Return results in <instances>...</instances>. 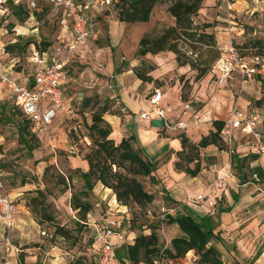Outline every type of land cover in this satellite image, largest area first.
I'll list each match as a JSON object with an SVG mask.
<instances>
[{
  "label": "rangeland",
  "instance_id": "obj_1",
  "mask_svg": "<svg viewBox=\"0 0 264 264\" xmlns=\"http://www.w3.org/2000/svg\"><path fill=\"white\" fill-rule=\"evenodd\" d=\"M259 2L260 0H203L201 7L192 18L194 24H199L200 27L210 24L205 31L214 35L216 46H221L224 45L225 40L222 27L228 25L224 18L229 16L232 22L234 20L246 29V39L238 40L244 46L248 45L250 39H257L253 35V29L262 14L257 10L252 13V7ZM45 6L47 5L41 6L42 11L33 13V20L28 18L29 13L23 14L22 16L26 17L21 20L9 9L2 15L3 17H0V25L7 24V32L4 35L7 45L13 46V43H9L11 39H16L15 42L21 44L25 40H40L39 50L45 48L51 52V56L66 58L69 77L62 84V91L71 104L74 115L57 118L46 135L36 136L29 132L27 134L29 143L35 146L31 149L19 137L18 123L23 117L14 111L15 106L11 98L4 89L0 88V183L2 185L0 194H9L19 208L18 226L12 233V242L20 249L30 248L29 255L34 256L35 263L39 264H66L79 256L90 261L93 260V255L91 256L95 234L93 224L98 223L102 217L112 214L119 218L126 242L131 233L134 236L141 232L148 233L154 224L157 225L154 229L159 236L160 246H169L171 238L181 235V232L176 224L168 223L167 215L175 214L182 209L170 202L165 197L166 194L161 192V186L158 185L160 179L157 186H154L149 183L148 178H141L144 187L154 193V200L143 209L130 205L125 207L126 211L108 210L106 203L96 206L93 191L89 192L86 199L81 196L82 200H88L91 204V209L83 220L78 211L70 205V198L72 193L77 194L83 189L84 182L79 171H76L77 167L70 161L71 152L61 144H72L76 148L75 152L84 155L89 140L83 136L86 133L83 122L90 123L92 110L104 106L107 107L104 114L119 113L117 99L112 95L116 94L118 98V88L129 89L137 81L139 86L134 96L143 99L155 87L159 88L164 94V100L168 102L170 111L167 115L173 120H181L186 124L185 131L169 132L162 128L164 133L178 135L184 132L190 141L196 139L194 136L212 130L213 128H209L210 122L212 125L213 120L225 118L232 106L252 105L251 90L238 79L220 87L210 71L202 78L196 79L197 71L191 69L189 65H179L175 54L168 50L155 54L147 53L143 56L136 55L138 42L142 36L157 34L165 26L174 24V18L167 11V2H157L148 21L145 22L118 20L119 7L111 8L105 13L103 20L99 22L98 37L93 41L94 46L102 51L103 67L97 65L89 52L82 59L83 64L81 59L69 53L66 46L70 38L69 28L63 27L60 23L61 15L55 8ZM29 23L36 25L37 30L31 32ZM14 28L20 32L19 35L15 34ZM7 51L8 55L5 56L4 62L11 64L14 77L20 80L30 79L31 68L27 61L30 55L29 43L21 52L16 47H10ZM116 68L119 71H116ZM110 71L115 75L113 90L105 86L106 73ZM137 77L139 80H136ZM118 79L123 83L118 85ZM129 79H132L131 83ZM85 96L92 97V101L89 107L82 108L81 101ZM174 100L177 101L176 107L171 105ZM95 102L97 104L92 107ZM117 140L119 142L121 137ZM150 150L151 147H147L141 151L146 156L148 152L151 153ZM224 150L228 153V158H231L230 149L224 146ZM199 156L202 161L204 156L201 149ZM149 159L157 161L155 172L160 169L162 164L160 160ZM189 166L193 167L194 163H190ZM251 169L249 161H246L243 167L244 177L247 180L242 183L244 189L248 193L256 187L260 191L264 190V179H251ZM59 175L64 178V183ZM39 190L43 192V196L40 195ZM31 196H37L35 205L30 204ZM191 199L195 200L196 197ZM188 200L187 198L186 202ZM261 207L262 205L259 204L260 209ZM47 215L52 219L48 220ZM212 215L216 218V213ZM58 228H63L67 234L62 236ZM3 232L0 221V235H3ZM211 244L217 249L223 264H252L254 262L252 258H255L259 251L264 250V243L259 239L258 243L250 245L251 248H246L244 253L249 252L250 255L244 256L243 259L242 255L238 254L240 248L235 244L232 247L231 243L220 234L219 239L212 240ZM229 250L241 259L237 260ZM24 255L21 250L18 254L19 261L20 258L24 261ZM194 255L195 258L191 256L185 258V255L171 260V264H199V257L195 253Z\"/></svg>",
  "mask_w": 264,
  "mask_h": 264
},
{
  "label": "trees",
  "instance_id": "obj_2",
  "mask_svg": "<svg viewBox=\"0 0 264 264\" xmlns=\"http://www.w3.org/2000/svg\"><path fill=\"white\" fill-rule=\"evenodd\" d=\"M157 2L168 3L167 11L174 18V24L165 26L157 34L142 36L138 42L136 55L143 56L147 53L155 54L160 51H171L175 54L179 65H189L191 69L197 71L195 78H202L211 70L213 63L221 55L220 46H216L214 35L205 31V28L209 27L210 24H204L200 27L199 24H194L192 18L201 7L203 0H121L116 6L120 8L118 20L128 22L148 21ZM7 7L8 10L11 9L15 12L21 20L26 17L22 15L28 13L27 10L13 1H9ZM45 7H48V5ZM36 12L38 11H33V13ZM6 25L4 24L3 27L6 28ZM32 42L36 43L37 41L25 40L22 44L14 42L13 46H11L12 44L5 45L3 47L4 51L0 54V59L5 60V56L8 55L7 49L9 50L10 47H16L21 52L28 43L31 44ZM252 44H257L260 49L264 47V40H255L252 41ZM245 47L248 46L245 45ZM116 71H119L118 68H116ZM10 74L14 77L15 73L12 68ZM63 96L65 97L64 94ZM91 101L92 97H83L81 107H89ZM96 104L97 102L92 107ZM14 111L21 115L17 108ZM106 111L107 107L105 106L94 109L91 113L90 123L83 122L86 129L83 136L89 140L87 151L83 155L87 163V169L82 170L77 167L76 171H79L84 187L77 194L72 193L70 198V205L78 211L80 218L83 220L90 211L91 204L88 200H82L81 196L86 199L97 182L110 188L119 204L124 206L135 205L139 209L145 208L154 200V193L144 187L141 178H148L151 185L159 182L155 173L157 161H151L142 153L140 146L135 145V136L122 137L119 142H115L110 137L111 125L103 118ZM222 125L223 120H213V129L207 135L201 136L197 142L190 141L184 132H180L177 136L180 139L181 149L176 151L175 169L196 176L201 170L199 156L201 148L210 144L217 146L218 149H224V146L227 147L220 136ZM160 131H163V129L161 128ZM29 132L33 133L30 130V122L23 117L18 123L19 137L22 142L27 143L32 149L35 146L29 143L30 140L27 138ZM256 158V154H248L243 157L231 155L232 166L240 175V183L247 181L243 172L244 163ZM192 162L194 166L190 167L189 164ZM251 172L256 174L258 179H264L262 168L255 166ZM59 178L62 179L63 183L65 182L61 175H59ZM68 179H71V177H68ZM39 193L43 196L41 190H39ZM36 197H29L30 204L35 205L37 202ZM165 197L173 204L179 205L177 201L169 196L165 195ZM180 207L182 210H178L175 214H168L166 220L168 223L176 224L181 235L174 236L171 238L169 246L162 247L159 244V236L154 229L157 225L153 224L150 232H141L134 237L132 243L125 242L116 249L120 264L163 263L184 257L191 250L199 257V264H223L218 256L217 249L211 244L212 240L219 239V231H216L219 218L217 216L214 218L209 213L204 215L194 214L188 206ZM46 217L48 220L52 219L50 215ZM58 230L62 236L67 234L63 228H58ZM20 262L25 264L23 258H20ZM66 264H93V260L87 261L85 257L79 256Z\"/></svg>",
  "mask_w": 264,
  "mask_h": 264
},
{
  "label": "built area",
  "instance_id": "obj_3",
  "mask_svg": "<svg viewBox=\"0 0 264 264\" xmlns=\"http://www.w3.org/2000/svg\"><path fill=\"white\" fill-rule=\"evenodd\" d=\"M13 1L22 6L29 14H33L39 5L52 6L61 15V20L70 30L67 41L69 53L77 56L80 61L89 52L98 66L103 67V54L99 47L94 46L97 20L111 8H115L121 0H0V12L8 10L7 3ZM260 10L264 15V0H260ZM7 31L0 25V54L4 51V34ZM243 31L231 35L227 46L220 47L221 55L213 63L210 72L216 84L224 86L226 80L233 74L247 83L257 78L264 100V47H245L238 42L243 37ZM40 42H34L28 56L31 68L30 79H17L10 74L11 65L0 59V86L12 100L13 105L21 115L29 120L30 130L37 136L46 135L51 124L58 116L72 117L73 109L63 96L62 84L69 77L66 58L51 56L48 49L39 50ZM105 86L109 90L115 87V75L106 73ZM148 109L139 113L144 120L162 119V127L169 132L184 130L186 124L181 120H173L166 110L160 106L162 91L157 88L144 96ZM264 105L255 107L245 115L238 105L231 107L228 116L223 120L220 136L228 146L233 140L235 131L251 136L258 152L264 154ZM0 183V188H1ZM196 199H202L197 195ZM18 209L9 194H0V216L4 224V232L0 238V264H6V258L13 255L12 264H22L18 259L21 251L12 242V233L16 228ZM95 227L93 249V264H120L116 249L126 242L125 232L120 226L118 217L108 214L100 219ZM165 261L156 264H171Z\"/></svg>",
  "mask_w": 264,
  "mask_h": 264
},
{
  "label": "crops",
  "instance_id": "obj_4",
  "mask_svg": "<svg viewBox=\"0 0 264 264\" xmlns=\"http://www.w3.org/2000/svg\"><path fill=\"white\" fill-rule=\"evenodd\" d=\"M42 5H39L36 11H42ZM256 10L262 14L260 10V4L254 5L252 7V13ZM7 11H5V13H7ZM2 15H4V12H0V16ZM29 15L30 16H28V18L33 20L34 15ZM103 17L104 16L98 17L96 34L93 39L94 41L98 37V29L100 27L99 22L103 20ZM232 17L234 18L235 16ZM259 17L261 19L259 18L257 26H255L253 29V35L257 39H250L248 45L246 44L248 47L258 46L257 44L253 45L252 41L264 40V15ZM236 18H238V16H236ZM224 21L228 22V25H223L222 27L224 29L223 33L225 35V40L224 45H221L220 47L227 46L230 36L241 31L244 32L242 41L246 39L247 32L243 25L235 22L234 20L232 22L229 16L225 17ZM60 23L63 25V27L69 28V26L63 23L62 20H60ZM29 24L31 25V32L34 29L37 30L36 25L31 23ZM14 30L16 31L15 34L19 35L20 32L16 28H14ZM4 35H6V33ZM5 39L6 38L3 37V43L4 45H7ZM15 41L16 39H11L9 43H14ZM36 41L40 42V40ZM33 43L34 42L29 44L30 50ZM48 47L50 48V46ZM81 64H83V61H81ZM234 79L240 80L242 84H246V86L251 90L253 104L250 106L238 105L245 115L250 114L252 109L255 107L264 105L260 83L257 78H252L247 83H245L238 75L233 74L226 80L224 86H226L228 82H232ZM136 80H139L138 77ZM65 82L66 81L64 80L63 84ZM129 82L131 83L132 79H129ZM120 83L123 82L122 80L118 79V85ZM132 86L133 87L129 89L126 87L123 89L122 86V88H118V98L116 94L112 95V97L114 96L117 99L116 103L119 105L118 109L120 112L103 115V118L111 125L110 137L115 142H118L117 139L120 137L122 138L133 135L136 137L135 145L140 146L142 151L144 148L151 147V153L148 152L146 156L148 158H156L157 160H160V163H162L160 169H157L155 172L158 179H160L158 185L161 186V192L177 201L179 203L178 206H188L194 214L204 215L208 212L212 215L213 213H216V216L219 218V224L217 226L218 229L216 231H219L221 237L230 242L232 247L234 246L233 244H235L240 248L238 249V254H241L242 258L247 256L249 252H246L247 254L244 253L246 248L250 247V245L253 246L254 244L258 243L259 239L262 241V243H264V239H262V236H264V190L260 191L259 188L256 187L254 190H250L248 193L246 189H244V184L240 183V175L236 172V169L233 168L231 158H228V153L224 149H218L217 146L213 144L201 148V153L204 156V159L200 161L201 170L196 176H191L182 170L175 169L174 162L177 160L176 151L181 149L179 137L174 134L167 135L164 133V130L160 131L159 128L153 127L151 123L148 122V120H144L139 117L140 112L148 109V104L144 98L140 99V97L134 96L135 90L138 91V81ZM154 89H157V87ZM165 100L164 94L162 93L160 106L163 107L168 113L170 110L168 108V102ZM171 105L172 107H176L177 101L174 100L171 102ZM59 117L62 116H58L57 118ZM225 118L221 120H224ZM209 128H213L211 122ZM259 130L264 132V127H259ZM208 133L209 132L206 131L197 137L194 136L196 139H193L192 141L197 142L201 136L207 135ZM65 141H67V139H65ZM61 146H64L65 149L67 148V150L71 152L69 158L75 167H79L82 170L87 169L86 160L83 158V155L79 154V152H75L76 148L74 145H66V143H62ZM227 148L230 149L231 154L237 155L238 157H243L248 154H256L257 158L255 160L249 161L250 168L253 169L255 166H257L264 170V154L258 152L251 136H247L239 131H235L233 140L229 146L227 145ZM251 174V179L261 180L258 179L256 174ZM154 186L157 185L155 184ZM92 191L96 201V206L100 203H106L108 210L116 209L118 211H126V206L117 202L115 194L112 192V190L108 187H104L100 182H97L94 185ZM153 191L155 190L153 189ZM197 195H201L202 199H191V197H196ZM187 198L189 200L186 202ZM12 199L15 202L14 198ZM259 204L262 205V209L259 208ZM17 209L19 213L18 206ZM199 211L204 212L200 214L198 213ZM18 213L16 217V228L18 226ZM0 221L2 222L3 232L4 224L1 216ZM1 237L2 235H0V238ZM134 237V234L131 233L128 243H132ZM20 250L25 253V264H35L36 258L29 255L31 253L30 248L26 247ZM230 252L236 257L237 260L241 259L239 256H237V254H234L232 251ZM190 256L195 258L194 251H189L185 258H189ZM252 259H254L252 264H264V250L259 251L255 255V258L253 257ZM14 260V256L9 255L6 258V264H12Z\"/></svg>",
  "mask_w": 264,
  "mask_h": 264
},
{
  "label": "water",
  "instance_id": "obj_5",
  "mask_svg": "<svg viewBox=\"0 0 264 264\" xmlns=\"http://www.w3.org/2000/svg\"><path fill=\"white\" fill-rule=\"evenodd\" d=\"M150 123L155 128H161L162 127V119H156V118H154V119L151 120Z\"/></svg>",
  "mask_w": 264,
  "mask_h": 264
}]
</instances>
